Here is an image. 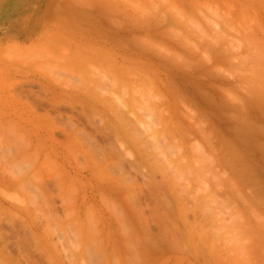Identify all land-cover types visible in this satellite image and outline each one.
<instances>
[{
	"label": "rangeland",
	"instance_id": "rangeland-1",
	"mask_svg": "<svg viewBox=\"0 0 264 264\" xmlns=\"http://www.w3.org/2000/svg\"><path fill=\"white\" fill-rule=\"evenodd\" d=\"M0 264H264V0H0Z\"/></svg>",
	"mask_w": 264,
	"mask_h": 264
},
{
	"label": "bare ground",
	"instance_id": "bare-ground-1",
	"mask_svg": "<svg viewBox=\"0 0 264 264\" xmlns=\"http://www.w3.org/2000/svg\"><path fill=\"white\" fill-rule=\"evenodd\" d=\"M62 46H63V45H62ZM13 51H15V50H13ZM68 56H69V55H68ZM64 58H65V57H64ZM66 58H67V56H66ZM66 58H65V59H66ZM67 60H68V58H67ZM67 60H66V61H67ZM99 77L101 78V76H99ZM99 77H98V78H99ZM102 78H103V77H102ZM104 79H106V78H104ZM100 80H101V79H100ZM101 82H102V81H101ZM41 86H42V85H41ZM65 87H67V86H65ZM117 88H118V87H117ZM43 89H44V87H43ZM68 89H69V88H68ZM97 89H98V88H97ZM44 90H45L46 92H48L47 89H44ZM100 90L103 91L102 88H101ZM81 91H82V90H81ZM103 92H105V91H103ZM92 93H93V92H92ZM86 94H87V93H86ZM102 94H104V93H102ZM107 94H108V93H107ZM109 95H111V94H108V96H109ZM99 96H102V95H99ZM105 96H106V95H104L103 98H104ZM80 97H81V96H80ZM99 98H100V97H98V99L94 97L93 100L96 101V99L99 100ZM103 98H102V99H103ZM117 98H118V97H117ZM117 98H116V99H117ZM102 99H100L101 104H102V101H103ZM119 99H120V98H119ZM119 99H117V100H119ZM93 100H91V101H93ZM105 100H106V99H104V101H105ZM107 100H108V98H107ZM132 100H133V99H132ZM97 102H98V104L100 103L99 101H96V102H94V103L97 104ZM105 102H106V101H105ZM105 102H103L104 107H106V108L111 107V108H110V110H111L112 107L115 106L116 108H118V113H116L117 110H116V111L113 110V111L115 112L114 115L117 116L118 114H120V116H121L122 113H120V112H122V111H120V108H121V107L124 108L125 106L122 105L121 107H118V105H120V103H121L122 101H121V102L119 101V104H117V103H116V100L114 101V99H113L112 102H111V100H110L108 103L106 102V105H105ZM110 102L112 103V106H111V105H110V106L107 105V104H109ZM117 102H118V101H117ZM88 103H89V102H88ZM114 103H116L117 106H116V104L114 105ZM122 104H124V103L122 102ZM132 104H133V103H132ZM135 104H136V103H135ZM135 104H134V105H135ZM51 106H52V108H55V107H56L57 109H60L59 104H56V103L53 104V102H51ZM60 106H61V104H60ZM126 106L129 108L128 105H126ZM115 107H114V108H115ZM127 107H125V108H127ZM136 107H137V106H136ZM72 108H73V106H72ZM91 108H93V107H91ZM74 109L77 110L76 107H75ZM84 109H85V108H84ZM110 110H109V111H110ZM121 110H122V109H121ZM83 112H84V111H83ZM111 112H112V111H111ZM112 113H113V112H112ZM116 114H117V115H116ZM118 116H119V115H118ZM118 116H117V117H118ZM120 116H119V117H120ZM119 117H118V119L115 118V117H114V118H115V120H118V122L120 121L119 123H121V120H122V123L124 124V122L126 121V120H125V121L123 122V119H124L123 117H124V115H123V117L121 116L120 119H119ZM41 120H42V119H41ZM136 121L139 123V119H138V120H135V122H133V121H131V122H132L133 124H137V126H138V123H136ZM116 122H117V121H116ZM129 122H130V121H129ZM45 123H46V122H45ZM70 123H71V122H70ZM122 123H121V124H122ZM125 123H126V122H125ZM132 123H131V124H132ZM116 124H117V123H116ZM123 124H122V126H123ZM128 124H129V125H128ZM131 124L128 123V121H127V125H128L129 127L131 126ZM71 125H72V124H71ZM127 125L124 124V126H127ZM120 126H121V125H120ZM124 126H123V127H124ZM128 126H127V127H128ZM132 126H133V125H132ZM129 127H128V128H129ZM132 128H133V127H132ZM124 131H125V130H124ZM130 132H131V134H132V137H133V135H135V136L138 135V134L136 133L137 131H135V130H134V132H132V131L130 130ZM133 133H134V134H133ZM135 136L133 137V139L135 138L134 140H139V139H138V136H137V138H136ZM94 139H95V138L93 137V140H94ZM76 141H77V140H76ZM134 142H135V141H134ZM95 143H96V142H95ZM58 146H59V145H58ZM96 148H97V147H96ZM1 173H3V172H1ZM12 177H13V176H12ZM15 178H16V177H15ZM10 180H11V179H10ZM12 181H13V180H12ZM12 181H11V184H12ZM16 181H17V180H15V182H16ZM3 183H4V181H3ZM17 183H18V182H17ZM13 185H15V184L13 183ZM13 185H12V186H13ZM16 185H17V184H16ZM9 187H10V186H9Z\"/></svg>",
	"mask_w": 264,
	"mask_h": 264
}]
</instances>
